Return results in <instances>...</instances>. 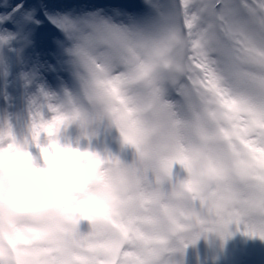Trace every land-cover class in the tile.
Wrapping results in <instances>:
<instances>
[{
  "label": "rangeland",
  "instance_id": "374dc122",
  "mask_svg": "<svg viewBox=\"0 0 264 264\" xmlns=\"http://www.w3.org/2000/svg\"><path fill=\"white\" fill-rule=\"evenodd\" d=\"M243 1L249 4V11ZM256 1L230 2L236 21L229 32L221 26L219 31L214 29L213 0L206 2V21L202 20L204 9L196 8V18L208 32L205 59L209 58L210 65H206L190 54L191 42L180 48L169 0H0V98L5 103L0 105V152H14L5 187L11 189L12 185L21 191V198H28L15 205L18 211L32 209L35 213L30 217L33 225L28 235L33 245L28 247L25 264H153L155 251L162 250L174 252L164 264H234L241 253L262 255L264 204L253 214L252 223H257L260 237L253 242L236 240L224 216L235 194L243 189L242 176L256 175L247 164L253 158L249 155L252 143L264 141V66L256 60L262 53L240 50V43L234 40L237 34L243 36L239 18H248L257 27V36L264 35L257 16L264 15L263 0ZM57 3H62L58 11L63 17L47 11ZM85 10L103 14L125 38V46L117 43L110 48L83 38L88 31L97 33L95 20ZM187 26L190 36L188 21ZM169 29L174 31L173 47L164 54L161 36ZM39 31L46 36H37ZM82 49H92L87 53L91 68L77 56ZM154 53L157 58L152 63ZM41 60L45 68L38 67ZM162 65L165 71L160 70ZM108 72H118L113 84L105 77ZM39 76L53 84L57 100L48 110L51 119L42 134L32 125L35 110L29 106L31 100L46 99ZM78 87L92 99L87 122L75 103L72 88ZM221 91L234 95L232 100L222 98ZM128 98L130 107H122ZM243 103L248 107H242ZM69 110L76 120L68 124L65 111ZM103 110L114 113L110 116L112 133L104 129ZM122 120L124 126L119 125ZM66 131L73 136L61 142L59 137ZM114 135L122 143L120 155L112 147ZM40 137L51 139L37 154L29 152ZM49 145H54L57 160L45 163L38 180L31 183L35 177L31 163L44 160ZM187 149L193 166L189 177L196 182L191 188L200 194L193 199V212L177 219L166 217L161 201L170 198L171 188L180 180ZM263 154L264 148L259 157ZM59 164L67 173L50 184L43 172ZM15 169L20 174L11 179L12 184L9 179ZM212 187L219 203L209 215L203 198ZM85 193L97 202V211L80 207L78 198ZM156 213L168 223H154L147 235L134 241L131 223L142 225L143 214L152 219ZM71 220L75 231L64 226ZM11 222H15L14 216L0 218L1 245L8 240ZM135 243L149 250L136 255L139 246ZM230 254L232 258L226 257ZM11 264L23 263L16 260Z\"/></svg>",
  "mask_w": 264,
  "mask_h": 264
},
{
  "label": "bare ground",
  "instance_id": "6f19581e",
  "mask_svg": "<svg viewBox=\"0 0 264 264\" xmlns=\"http://www.w3.org/2000/svg\"><path fill=\"white\" fill-rule=\"evenodd\" d=\"M223 1L224 9L222 12H220V15L222 13L221 22L219 21V27L221 26L224 28V30L229 32L234 28V22L236 21V16L232 9L230 8V2L232 0H220ZM255 3H257L256 0H253ZM184 3V1H182ZM206 2L207 0H186V4L188 3V7L185 5V13L186 20L188 21V24H190V36L188 33V39H187V46H189L190 42L192 45V49H190V54L195 56V60L197 62H201L202 64L210 65L209 58L206 60L205 57L207 56V41L206 38L208 37V32L204 31L203 26L204 22L206 21L207 17V10H206ZM214 2V1H213ZM243 7L246 11L250 10V6L246 2H242ZM62 3H57L55 5H52L51 8H47L48 12H58L55 13L61 17H63V13L59 10L58 7H61ZM264 5V0H263ZM203 8L205 13L204 18L202 20L196 18V8ZM84 14L87 15L90 18H93L96 22L97 26V33L94 32H86L83 38L86 39H94L97 42H102L108 45L110 48L112 46H115L117 43H119L122 46H125V38L118 33L117 31L113 30L109 21L104 19V15L100 14L98 10L93 11H84ZM217 16L219 20V11L217 10ZM258 16V24H261V28L264 31V24L262 22V18L264 15H257ZM257 16H253L255 19H257ZM239 32L242 33L243 36H239L237 34V39H234L235 41H238L240 43V50L244 48H251L250 50L253 52H260L262 53L261 56H256V60L258 62V65L264 66V45H262L261 41H264V35L260 34L257 36V27H252L250 24V21L248 18H239ZM170 21V17H169ZM222 24V25H221ZM237 28V29H238ZM174 34V31L172 29L168 30V33ZM165 34H163L164 36ZM257 36V37H256ZM240 37L242 39H240ZM254 41V42H251ZM75 46H79L78 43H75ZM100 50V49H99ZM104 50H106L104 48ZM103 51V50H102ZM92 52V49H82V51L78 50L77 56L80 60H82L84 63L89 64L88 67L91 68L90 60L88 59L87 53ZM255 54V53H254ZM251 55V54H248ZM208 57V56H207ZM242 59V56H240ZM39 64V68H45V64L43 60L37 62ZM94 73H97L94 71ZM98 77H101L98 75ZM106 79H109L111 84H113L117 77L118 72H108L106 74ZM39 86L42 89V93H44V96L46 99H34V101L31 100L29 103V106L32 105V109L35 110V114L32 115V125L35 126L37 132L42 134V132L47 128L48 123L51 119L52 112L49 113V108L54 107V104L57 102V100L53 97L55 88L53 84L47 79L45 80L43 77L39 76ZM206 82L209 84L210 81L206 79ZM102 89L101 87L98 88V90ZM222 92L223 97L227 100H232L233 96L230 97L227 92ZM230 97V98H229ZM244 101H246V98H244ZM230 102V101H228ZM131 100L126 99L124 103H122V107L125 108L130 107ZM27 106V105H26ZM120 106V107H121ZM90 107V106H89ZM119 107V109H120ZM242 107L246 108L248 105L246 103L242 104ZM92 110H90L89 114L91 115ZM236 114V113H235ZM233 114V115H235ZM114 113H111V116H113ZM239 118V117H238ZM80 122V121H79ZM98 125V123H96ZM120 126H124V121L122 120L119 123ZM114 126V124H113ZM112 126V128H113ZM73 134L71 131L64 132L59 138L61 142H65V140H68L70 137H72ZM51 138L50 137H40L38 142L35 144L30 145L28 148V151L34 154H37L43 144L47 143ZM246 140V139H245ZM264 140V137L262 138ZM11 143V142H7ZM181 146L183 144L181 142H178ZM74 147H77V144L73 145ZM122 146V144H121ZM198 146V142L196 143L195 147ZM6 147V146H5ZM52 147V146H50ZM264 148V141L260 143L259 139H256L255 142L252 143V149L249 151V155L253 156L251 159L252 162H247L248 169H252L256 172V175L253 173L252 175H243L242 176V182L244 181V186L241 191L235 194V198L230 206H228L224 211V216L226 220V227L230 232H232V235L236 240L240 241H246V242H253L255 237L258 234L256 232L258 231V225L253 220V214L256 211L259 204H264V154L261 155V158L259 157V152L261 149ZM13 151H4L0 152V218H2V215H9L14 216L15 222H11V224H14L11 229L4 228V231H8L7 237L8 240L5 244L1 245L0 243V263L1 264H11L13 261L19 260L23 264L26 263L25 256L28 253V247L33 245V239L29 238L28 235H30L32 222L31 218L32 215L34 216V211L32 209L20 212L15 207L17 204L21 201H27L28 198L24 197L21 198L19 190H16L15 188L10 185L11 189H8L5 187V176L6 175V169L11 163V160L9 158L13 155ZM47 151L45 152V154ZM191 152L189 149L186 150V154L188 155V159L182 161V168L180 170V180L177 182L176 185H173L171 188V196L169 199H165L161 201L162 208L164 209L163 215L166 217L173 216L176 219L180 216H184L188 213L193 212L190 210L192 207V204H194L193 199L197 197L200 192H196L194 190V187L191 188V186H196V182L192 181L189 176L192 175L193 166L191 165V161L189 158V154ZM15 155V154H14ZM259 158V159H258ZM56 155L53 157V159L50 161V163H54L56 161ZM45 160L42 161H34L31 163V172L35 174V177L31 179L32 182H36L38 180V176L42 169H44ZM72 164V162H71ZM63 165V164H61ZM12 168H15V166H12ZM29 169V168H28ZM19 171L17 169L14 170L12 173L9 181L10 183L14 184V180L18 175ZM59 179H62L61 177ZM41 181V179H39ZM50 180V184L53 183ZM124 181V180H122ZM186 181L188 183H186ZM49 182V181H48ZM193 182V183H192ZM250 183V185H249ZM187 186L190 187V189L187 188ZM72 195H76L75 192H71ZM82 198V199H81ZM81 198H78L80 201V207L87 208V211H97L98 206L97 202H93L92 198L89 194L82 195ZM219 200L217 198V194L214 191V187L209 191L208 195L203 198V208L206 214H213L217 208H218ZM28 204V203H27ZM45 214H50L49 210H46ZM48 216V215H47ZM135 216H142V214L135 213ZM143 224L139 225L137 222H132L131 226L133 229V237L134 241H138L139 236H145L147 235V232L151 230L154 223H168L167 220H165L164 217L161 218L159 213H156L154 217L149 218L147 215L143 214ZM253 220V221H252ZM64 226H66L70 231H75L77 228H75V223L71 220L68 223H66ZM28 228V229H27ZM31 228V229H30ZM131 235V234H130ZM31 236V235H30ZM131 237V236H130ZM129 237V239H130ZM10 238V239H9ZM138 243V242H137ZM139 246L137 250H135V254L138 253H144L146 250H149L148 247H144L141 245ZM262 248H264V239L262 240ZM155 251V250H154ZM174 254V252H168L164 253L162 251H155V256L157 258L153 259V264H164L169 257H171ZM28 255V254H27ZM228 258H232V255L226 256ZM234 264H264V249L262 250V255H254L251 253H242L239 255V257L235 258Z\"/></svg>",
  "mask_w": 264,
  "mask_h": 264
}]
</instances>
